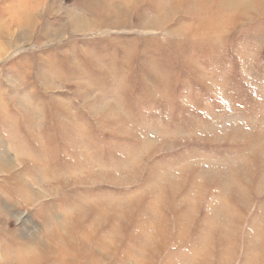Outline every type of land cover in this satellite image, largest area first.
<instances>
[{"label": "rangeland", "instance_id": "1", "mask_svg": "<svg viewBox=\"0 0 264 264\" xmlns=\"http://www.w3.org/2000/svg\"><path fill=\"white\" fill-rule=\"evenodd\" d=\"M87 2L0 0V264H264V0Z\"/></svg>", "mask_w": 264, "mask_h": 264}, {"label": "crops", "instance_id": "2", "mask_svg": "<svg viewBox=\"0 0 264 264\" xmlns=\"http://www.w3.org/2000/svg\"><path fill=\"white\" fill-rule=\"evenodd\" d=\"M99 1L100 0H88L87 6L89 15L96 20L101 19L102 21H100L102 23L108 22L112 18V16H115V18L117 16L122 17V15L124 14L123 9L130 8V0H102V2ZM104 7L107 10L106 14H103ZM116 8L119 9L120 13H116Z\"/></svg>", "mask_w": 264, "mask_h": 264}, {"label": "bare ground", "instance_id": "3", "mask_svg": "<svg viewBox=\"0 0 264 264\" xmlns=\"http://www.w3.org/2000/svg\"><path fill=\"white\" fill-rule=\"evenodd\" d=\"M144 250V249H143ZM145 251V250H144Z\"/></svg>", "mask_w": 264, "mask_h": 264}]
</instances>
